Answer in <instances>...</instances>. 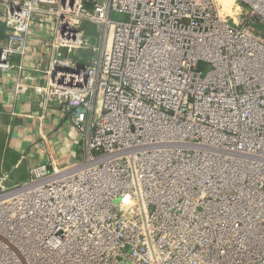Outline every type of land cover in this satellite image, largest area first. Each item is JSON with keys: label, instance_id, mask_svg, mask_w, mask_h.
<instances>
[{"label": "built area", "instance_id": "built-area-1", "mask_svg": "<svg viewBox=\"0 0 264 264\" xmlns=\"http://www.w3.org/2000/svg\"><path fill=\"white\" fill-rule=\"evenodd\" d=\"M238 1L0 0L1 76L80 150L0 178V264H264V0Z\"/></svg>", "mask_w": 264, "mask_h": 264}, {"label": "crops", "instance_id": "crops-1", "mask_svg": "<svg viewBox=\"0 0 264 264\" xmlns=\"http://www.w3.org/2000/svg\"><path fill=\"white\" fill-rule=\"evenodd\" d=\"M37 21L41 22V19L37 17ZM39 28L36 26L35 31ZM34 34V43L28 49L26 58L31 65L41 63L46 67L47 54L37 45L44 33L39 29ZM5 42V27L0 22V47ZM20 61L19 58L13 59L16 67ZM17 75V69L4 76L0 74V178L11 174L15 182L24 180L28 169L47 163L49 155L56 159L58 165L64 166L71 157H79L80 151L74 142L77 138L74 130L65 124L58 111L44 120L32 115H36L39 109L42 93L29 91L15 97L13 89ZM24 76L25 83L30 86L42 88L45 85L46 79L40 73L28 70ZM44 136L47 146L42 140Z\"/></svg>", "mask_w": 264, "mask_h": 264}, {"label": "rangeland", "instance_id": "rangeland-1", "mask_svg": "<svg viewBox=\"0 0 264 264\" xmlns=\"http://www.w3.org/2000/svg\"><path fill=\"white\" fill-rule=\"evenodd\" d=\"M233 1L235 3H233V5H232V9H231L232 10V13L223 12L222 14L224 16H228V17H231V18L237 20V16L240 15L243 12V9H242L241 4L239 3L238 0H233ZM219 4H220V2H219ZM231 23H233V22H231ZM85 29H86L87 35L92 38V41H91L92 44L96 43V36H97L98 32L96 33L95 28H93L92 26H89L88 25V26L85 27Z\"/></svg>", "mask_w": 264, "mask_h": 264}, {"label": "bare ground", "instance_id": "bare-ground-1", "mask_svg": "<svg viewBox=\"0 0 264 264\" xmlns=\"http://www.w3.org/2000/svg\"><path fill=\"white\" fill-rule=\"evenodd\" d=\"M219 2L223 7V12L232 13V5L233 3H235L233 0H219ZM235 21L237 22L236 19ZM12 195H15V193H13Z\"/></svg>", "mask_w": 264, "mask_h": 264}, {"label": "water", "instance_id": "water-1", "mask_svg": "<svg viewBox=\"0 0 264 264\" xmlns=\"http://www.w3.org/2000/svg\"><path fill=\"white\" fill-rule=\"evenodd\" d=\"M58 70H62V68H60V67H58V66L54 68V70H53V72H52L53 78L55 77V74H56V72H57ZM66 71H71V70L67 68Z\"/></svg>", "mask_w": 264, "mask_h": 264}]
</instances>
